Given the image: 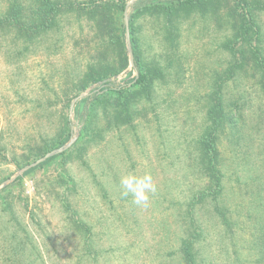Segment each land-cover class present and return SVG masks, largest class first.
<instances>
[{"label":"rangeland","instance_id":"1","mask_svg":"<svg viewBox=\"0 0 264 264\" xmlns=\"http://www.w3.org/2000/svg\"><path fill=\"white\" fill-rule=\"evenodd\" d=\"M20 1L28 9L33 0ZM58 1L57 26L31 44L0 25V185L68 133L80 148L0 191V264H186V240L195 243V264H264V70L249 49L241 60L226 48L239 25L235 1L173 19L140 18L141 45L165 74L150 94L132 96L123 125L110 120L117 102L83 105L85 114L94 110L88 131L76 104L100 83L82 92L76 85L99 60V32L83 15L99 0ZM12 2L0 0V18ZM254 14L260 34L251 45L264 57V10ZM171 25L178 35L163 30ZM125 39L127 49V28ZM129 67L104 81L124 85L129 72L137 75ZM217 92L227 115L219 134L226 191L214 200L201 141ZM130 172L153 177L157 191L147 207L121 195L120 178Z\"/></svg>","mask_w":264,"mask_h":264},{"label":"trees","instance_id":"2","mask_svg":"<svg viewBox=\"0 0 264 264\" xmlns=\"http://www.w3.org/2000/svg\"><path fill=\"white\" fill-rule=\"evenodd\" d=\"M12 1L7 13L0 18V25L11 28V30L15 32V38L17 40H25L28 44H31L40 34L51 31L57 26L58 23L56 19L62 12V2L58 0H33L27 9L20 0ZM220 1L221 0H138L131 6V11L129 12V26L135 63L132 70L137 71V75L133 76V72H129L127 74L129 81L124 85L117 84L116 81L111 80L106 81V83L102 82L113 77H118L130 66L125 39V11L127 0L93 1L91 7L84 8L86 12L83 15L87 16L90 21L93 22L94 28L99 32L98 35L101 38L102 46H100V50L97 51L99 60H97L96 64H89L86 66L82 78L76 85L79 92H82L91 85L100 83L98 89H96L91 96L76 104V116L84 123V130L88 131L91 128L90 119L94 114V110L91 112L90 110L95 109L96 106L101 105V103L107 100L117 102L120 107L118 109L112 108V110L109 111L110 113L107 112L109 113L110 120L116 122V126L130 122V112L133 103L132 96L136 97L138 92L150 94L155 78L163 77L165 74L160 62L154 59L153 61L149 60L148 54H146L147 48L141 45L144 41L141 33L142 28L136 26V22L140 20V18L159 15L164 16L166 19H173L176 12H189L198 7H208L207 9H210ZM234 1L238 9L234 8V11H232L236 13L237 16H235L237 17L236 20L239 21V25L235 26L236 33L227 42L226 48L232 51L234 56L241 55V60L245 55L244 50L249 49L253 55L256 66L264 70V57L261 55L260 48L257 44L255 47L251 45L255 41V36L257 37L260 34V29L256 23L254 13L258 9L264 10V3L259 2V0ZM74 5L75 4L72 3L69 6L71 9H76ZM241 5L243 6L241 7ZM188 17L189 14L185 19ZM163 30H169L174 35H178L179 33V28H177V26L174 27V25L163 27ZM171 53L172 55L174 54V52ZM103 59L105 60L103 61ZM237 66L238 65L235 63L229 69L230 75H234ZM77 94H75V96H77ZM88 103H90L89 109H91H87V114H85L82 110V106ZM111 105L113 106V104ZM208 119L212 127L201 141V151L205 159H207L206 161H202V163L206 165L210 172L209 175L213 179L210 193L212 194V198L217 200L223 196L226 191L224 183L226 174L223 171V162L220 160L219 134L224 128L223 126L227 123L223 99L218 92L216 93L215 104L208 111ZM232 120L233 118H231V121ZM70 136L71 134L68 133L67 137L56 147H46L42 155L63 145L69 140ZM79 146L80 142L77 141L72 146V149H78L80 148ZM64 154H66V152L49 158L44 163L30 169L25 174L32 172L34 169ZM20 180L21 177L4 190L9 189ZM203 196L204 194H201V197ZM219 213L223 219L226 217V220H228L225 212L219 211ZM183 253L186 264H195V256L198 255V252L196 251L194 241L186 240L183 242Z\"/></svg>","mask_w":264,"mask_h":264},{"label":"clouds","instance_id":"3","mask_svg":"<svg viewBox=\"0 0 264 264\" xmlns=\"http://www.w3.org/2000/svg\"><path fill=\"white\" fill-rule=\"evenodd\" d=\"M120 186L123 197L130 196L133 204L144 207L149 205L151 195L157 191L153 177L148 173L137 175L130 172L120 178Z\"/></svg>","mask_w":264,"mask_h":264},{"label":"water","instance_id":"4","mask_svg":"<svg viewBox=\"0 0 264 264\" xmlns=\"http://www.w3.org/2000/svg\"><path fill=\"white\" fill-rule=\"evenodd\" d=\"M138 0H132L130 3H128L127 7H126V11H125V24H126V28H127V49H128V54H129V60H130V67L129 69H132L135 66L134 63V54H133V50L131 47V40H130V34H129V12H130V8L131 6H133ZM104 83H106V81H104ZM87 94H83L80 95L79 97H77L71 107V113H73V107L74 104L79 100L82 99L84 97H86ZM78 135H73L71 137V139L62 147L55 149L49 153H47L44 157H42L41 159L37 160L34 163H31L27 166H25L24 168H22L21 170H19L17 173H15L12 177H10L8 180H6L5 182H3L0 185V191L3 190L4 188L8 187L9 185L13 184L19 177H21L22 175H24L27 171H29L32 168L37 167L38 165H40L41 163H44L46 160H48L51 157L63 154L64 152H66L68 149H70L74 143L77 140Z\"/></svg>","mask_w":264,"mask_h":264}]
</instances>
